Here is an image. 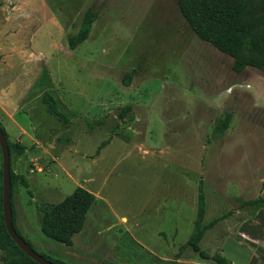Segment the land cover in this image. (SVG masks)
Segmentation results:
<instances>
[{
  "label": "rangeland",
  "instance_id": "374dc122",
  "mask_svg": "<svg viewBox=\"0 0 264 264\" xmlns=\"http://www.w3.org/2000/svg\"><path fill=\"white\" fill-rule=\"evenodd\" d=\"M177 1L0 0V95L7 110L17 108L18 125L30 127L24 138L16 126L8 135L26 146L23 155L10 156L12 172L28 183L14 189L13 219L38 254L100 264L127 232L162 259L215 264L185 246L197 230L199 188L202 225L222 218L204 234L203 252L248 264L264 249V242L251 246L240 238L253 213L236 201L264 195V74L253 68L235 74L229 57L192 32ZM87 11L96 16L89 36L69 51L66 39ZM41 65L78 115L69 126L49 113L35 87ZM125 106L131 110L121 118ZM226 114L232 120L217 136ZM82 118L102 124L89 130ZM76 187L95 201L67 247L41 233L38 208ZM163 203L172 211L164 214ZM139 212L150 222L128 230L123 217ZM158 213L177 225L152 221ZM12 255L0 249V264Z\"/></svg>",
  "mask_w": 264,
  "mask_h": 264
},
{
  "label": "trees",
  "instance_id": "16d2710c",
  "mask_svg": "<svg viewBox=\"0 0 264 264\" xmlns=\"http://www.w3.org/2000/svg\"><path fill=\"white\" fill-rule=\"evenodd\" d=\"M177 6L185 22L198 39L213 46L220 53L232 60L231 69L235 74H241L246 68L256 69L264 74V0H178ZM96 16L87 11L81 20L77 32L67 37V48L75 51L83 44L90 33ZM125 86L130 84V77L126 75L123 80ZM37 89L44 92L42 102L47 106L49 113L64 127L78 118L77 113L70 110L57 96L54 84L48 70L41 65V72ZM131 110L130 106L122 109L120 117L123 118ZM89 130L102 124V120L88 121L82 118ZM232 120L231 114H226L218 120L214 129L217 136H223ZM0 130L7 140L9 153L18 156L24 154L26 148L18 142H11L4 127ZM1 164V153H0ZM11 164V161H10ZM11 182V208L13 211L12 194L17 185L28 188L26 178L15 175L10 166ZM95 197L89 191L76 187L73 192L57 204L44 205L38 208L39 226L41 233L47 238L61 243L67 247L72 246L73 237L83 230L86 215L94 204ZM241 208L249 207L253 213L251 221L239 227L240 238L243 242L255 246L256 242H264V195L256 200L240 201ZM205 213L204 195L199 188L198 209L196 219V232L185 244L190 247L201 260L211 261L215 264H230L220 253L209 255L200 249L204 234L213 228L222 218L212 220L202 225ZM13 226L18 235H20ZM24 239V238H23ZM25 240V239H24ZM26 243L32 245L25 240ZM9 248L13 255L5 264H37L13 243L8 236L2 218V171L0 167V249ZM257 255L249 260L248 264H264V249L257 248ZM46 260L55 264H63L58 260L40 254ZM100 264H183L176 261L165 260L144 248L136 242L127 232L123 233L114 246L111 255L102 259Z\"/></svg>",
  "mask_w": 264,
  "mask_h": 264
},
{
  "label": "water",
  "instance_id": "95a60500",
  "mask_svg": "<svg viewBox=\"0 0 264 264\" xmlns=\"http://www.w3.org/2000/svg\"><path fill=\"white\" fill-rule=\"evenodd\" d=\"M0 153L2 171V218L5 230L13 243L24 253L26 257L37 264H55L38 254L26 241L17 234L13 226L11 208V182H10V153L7 140L0 130Z\"/></svg>",
  "mask_w": 264,
  "mask_h": 264
},
{
  "label": "crops",
  "instance_id": "0c3cea01",
  "mask_svg": "<svg viewBox=\"0 0 264 264\" xmlns=\"http://www.w3.org/2000/svg\"><path fill=\"white\" fill-rule=\"evenodd\" d=\"M4 106H5L4 99L0 95V124L4 127V129L8 135H10L11 127L16 126L17 130L19 131V132H17V134L24 138L27 135V131H28V129H30V127L25 128L23 125H18V123L15 121L14 115L16 113L18 114L17 108L14 107L13 110H12V108L7 110ZM3 116H5V117H3ZM18 116H19V114H18ZM16 141L21 143L22 145H24L20 140H18V138L16 139ZM24 147L26 148L25 145H24ZM25 152H26V150H25ZM81 185H83V184H81ZM163 209H165L164 214H165L166 210L172 211V204L170 205V204L163 203ZM152 216L153 215L151 214V217ZM163 216L164 217H162V215H160V213H158L156 216H154L153 219L152 218L151 219H152V221L154 220L157 223L163 224L164 226L166 224L169 225L171 223H173L174 226L177 225V220L175 221L176 222L175 223L170 218V220H171V222H170L169 220H167L168 217H170V216H166V215H163ZM171 217H172V215H171ZM118 218H120V216ZM123 218L126 219V221H125L126 228L130 231H133V232L139 230L142 226L148 225V223L150 222L148 220L149 218H147V219L141 218L140 212L136 216L131 215L130 217L126 216ZM177 219L179 220L178 222H180L181 218L178 217Z\"/></svg>",
  "mask_w": 264,
  "mask_h": 264
}]
</instances>
